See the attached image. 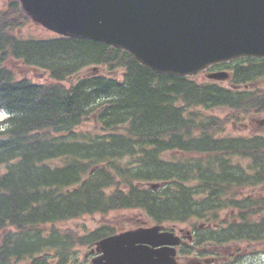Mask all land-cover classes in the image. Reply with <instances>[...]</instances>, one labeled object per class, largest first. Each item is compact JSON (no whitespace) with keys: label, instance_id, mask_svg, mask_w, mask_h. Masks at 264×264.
<instances>
[{"label":"trees","instance_id":"obj_1","mask_svg":"<svg viewBox=\"0 0 264 264\" xmlns=\"http://www.w3.org/2000/svg\"><path fill=\"white\" fill-rule=\"evenodd\" d=\"M38 28L18 1L0 0V264H67L75 246L116 230L63 224L126 210L187 224L182 253L232 263L264 250V135L225 133L264 113V86L236 88L264 78V58L212 66L230 68V87L152 72L103 42L34 36Z\"/></svg>","mask_w":264,"mask_h":264},{"label":"water","instance_id":"obj_2","mask_svg":"<svg viewBox=\"0 0 264 264\" xmlns=\"http://www.w3.org/2000/svg\"><path fill=\"white\" fill-rule=\"evenodd\" d=\"M18 1L34 23L119 47L157 73L188 76L241 57L264 58V0ZM161 229L156 224L103 237L91 250L99 255L90 264H176L181 239Z\"/></svg>","mask_w":264,"mask_h":264},{"label":"rangeland","instance_id":"obj_3","mask_svg":"<svg viewBox=\"0 0 264 264\" xmlns=\"http://www.w3.org/2000/svg\"><path fill=\"white\" fill-rule=\"evenodd\" d=\"M25 30H28L26 28ZM42 32V35H44L45 30L42 28L35 30L34 36H36L37 32ZM22 36L27 37V33L25 31H22ZM102 69H98V72H100ZM29 75H33V73H29ZM37 79L43 80L44 74L39 73V71L34 74ZM196 79L199 81H205L206 80V74L204 72L199 73L196 75ZM223 84L228 85L227 82H223ZM264 85V78L259 80L258 84L256 85ZM252 86V85H250ZM2 117L0 113V118ZM260 122H263L262 124ZM228 135H238V134H244V135H251V134H262L264 135V113H251L247 114L242 120L237 122L229 123L227 127V131L225 132ZM240 161L242 163H246L247 160H242L240 158ZM51 163L60 164L61 160L57 159L52 161ZM138 211L136 210H126L123 213L119 212H110L109 215L104 216L102 214H93V215H84L81 218L72 219L68 221L67 223L63 224L70 225L73 227H76L80 229L81 232H89L92 231L98 227H100L102 224H113L115 226L116 231H121L124 229H129L136 227V225H140L142 223L151 224L146 221V217L144 215H138ZM181 226H186L185 224H181ZM87 251V248L83 247L79 249V252L77 254L78 259L77 262L71 263V264H78L83 261V255ZM196 255L191 252L190 258H194ZM187 261V257L182 256L180 258V262L185 263ZM226 263H228L226 261ZM20 264H26L24 262ZM234 264H264V250L257 251V254L250 255L247 257L242 256L241 258L237 259Z\"/></svg>","mask_w":264,"mask_h":264},{"label":"flooded vegetation","instance_id":"obj_4","mask_svg":"<svg viewBox=\"0 0 264 264\" xmlns=\"http://www.w3.org/2000/svg\"><path fill=\"white\" fill-rule=\"evenodd\" d=\"M90 258H91V256H88V254H85V255H84V261L81 262V263H78V264H85V263H88V262L90 261ZM5 264H7V259H6V263H5Z\"/></svg>","mask_w":264,"mask_h":264}]
</instances>
